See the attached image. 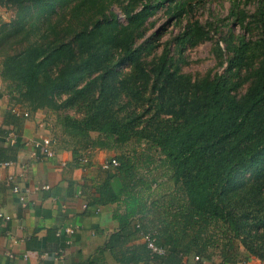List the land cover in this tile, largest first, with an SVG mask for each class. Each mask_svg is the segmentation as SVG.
<instances>
[{
    "label": "trees",
    "instance_id": "1",
    "mask_svg": "<svg viewBox=\"0 0 264 264\" xmlns=\"http://www.w3.org/2000/svg\"><path fill=\"white\" fill-rule=\"evenodd\" d=\"M165 1L0 0L14 10L0 21L5 91L13 107L52 114V140L76 161L94 148L115 153L86 199L118 203L105 244L117 263L264 262V0L250 14L233 1L231 14L257 33L224 31L212 51L226 65L196 79L166 47L145 60L155 47L145 22ZM211 38L194 19L176 44ZM146 234L166 252L131 244Z\"/></svg>",
    "mask_w": 264,
    "mask_h": 264
},
{
    "label": "crops",
    "instance_id": "2",
    "mask_svg": "<svg viewBox=\"0 0 264 264\" xmlns=\"http://www.w3.org/2000/svg\"><path fill=\"white\" fill-rule=\"evenodd\" d=\"M12 107L0 76V161L11 162L2 174H11L27 199V205L22 206L11 186L4 179L0 181V213L8 216H0L1 263L122 264L114 260L105 245L119 228L113 218L118 203L88 205L86 199L102 181L104 171L113 168H101V163L112 156L111 151L94 148L85 152L91 163L84 167L73 159L70 150L52 140L53 118L49 112L19 108L28 116H17ZM42 137L51 139L53 157L39 154L35 143ZM42 185L49 188L42 189ZM66 228L73 231L68 233ZM144 242L139 239L131 244ZM59 250L64 254L61 261L53 259ZM140 256L137 264H143L146 257ZM184 262L199 264L195 257H186ZM235 264L263 263L251 256Z\"/></svg>",
    "mask_w": 264,
    "mask_h": 264
},
{
    "label": "rangeland",
    "instance_id": "3",
    "mask_svg": "<svg viewBox=\"0 0 264 264\" xmlns=\"http://www.w3.org/2000/svg\"><path fill=\"white\" fill-rule=\"evenodd\" d=\"M181 0H167L157 9L145 22L144 39H149L155 47L145 60H150L154 55H159L163 48H168L170 54L179 61L181 69L184 73L190 74L194 79L200 78L207 73L214 74L222 71L226 65L224 62L220 65L219 58L215 57L212 51L215 41H220V45L224 47L222 42L223 36L227 29L235 35H243L246 38H254L257 30H245L231 11H235L233 7L234 0H205L204 2H195L193 9L184 6L179 15L168 12V6ZM240 10L247 11L248 14L254 12L256 8V0H238ZM112 11L115 12L120 20L125 17L118 6L113 5ZM14 16V10L9 7H1L0 21L9 22ZM197 19L202 25L210 29V40H205L195 46L185 45L180 49L177 47L176 38L186 28L188 22ZM252 32V33H251ZM236 40L237 38L234 37ZM177 43V44H176ZM52 115V114H51ZM54 116L52 115V118ZM112 156L115 154L111 151Z\"/></svg>",
    "mask_w": 264,
    "mask_h": 264
},
{
    "label": "built area",
    "instance_id": "4",
    "mask_svg": "<svg viewBox=\"0 0 264 264\" xmlns=\"http://www.w3.org/2000/svg\"><path fill=\"white\" fill-rule=\"evenodd\" d=\"M0 9H1V7H0ZM11 111L17 116H21V115L25 116V117L28 116L27 111H23L22 109H19L17 107H13L11 109ZM52 145H53V143L49 137H42L38 142L35 143V146L38 149L39 154H41L42 156L47 157V158L53 157L55 155V151H54V148L52 147ZM78 161L84 167H86L87 165H90V163H91V161L89 160V158L85 154L82 155ZM9 165H11L10 161H0V181H3V179H4L5 183L7 185L11 186V190L15 194V196L17 197L19 203L22 206H26L27 205V199H26V194H25L26 192H24L20 188L19 184L15 182L14 177L11 174H7L5 177L2 174V170ZM117 165H118V161L115 158L110 157L101 163V168L102 169H109L110 167H115ZM41 187H42V189L49 188L48 185H42ZM85 206H86V204H83V207H85ZM0 216L2 217L3 215L0 213ZM3 217L5 219H8V216H3ZM65 231L68 233H71L73 230H72V228H66ZM58 234H60V233L58 232ZM143 239H144V241H145V243L149 249L150 256L162 255L166 252L167 248L165 246H161V245L156 244L154 239L149 234L144 235ZM6 255L8 257L12 256L10 252H6ZM24 257H26V255H24ZM63 258H64V254H63L62 250H59L53 256L54 260L61 261ZM195 259H198V257H195ZM262 263L264 264L263 261H262ZM0 264H2L1 261H0Z\"/></svg>",
    "mask_w": 264,
    "mask_h": 264
}]
</instances>
